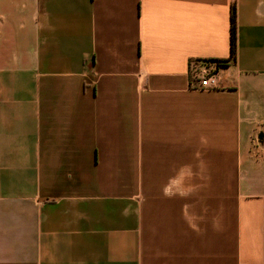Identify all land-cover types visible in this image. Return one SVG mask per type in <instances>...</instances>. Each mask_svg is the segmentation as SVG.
Returning a JSON list of instances; mask_svg holds the SVG:
<instances>
[{
  "label": "crops",
  "instance_id": "crops-1",
  "mask_svg": "<svg viewBox=\"0 0 264 264\" xmlns=\"http://www.w3.org/2000/svg\"><path fill=\"white\" fill-rule=\"evenodd\" d=\"M0 264H264V0H0Z\"/></svg>",
  "mask_w": 264,
  "mask_h": 264
},
{
  "label": "built area",
  "instance_id": "built-area-1",
  "mask_svg": "<svg viewBox=\"0 0 264 264\" xmlns=\"http://www.w3.org/2000/svg\"><path fill=\"white\" fill-rule=\"evenodd\" d=\"M200 87L203 89H218L219 80L215 71L203 69L200 76Z\"/></svg>",
  "mask_w": 264,
  "mask_h": 264
},
{
  "label": "trees",
  "instance_id": "trees-1",
  "mask_svg": "<svg viewBox=\"0 0 264 264\" xmlns=\"http://www.w3.org/2000/svg\"><path fill=\"white\" fill-rule=\"evenodd\" d=\"M236 13L233 8L230 17V59L233 60L236 56ZM214 63H223L222 61H210Z\"/></svg>",
  "mask_w": 264,
  "mask_h": 264
}]
</instances>
